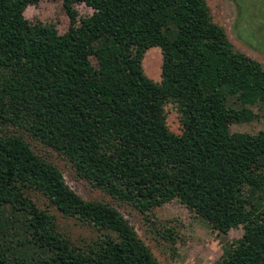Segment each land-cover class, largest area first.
Masks as SVG:
<instances>
[{
	"label": "trees",
	"instance_id": "16d2710c",
	"mask_svg": "<svg viewBox=\"0 0 264 264\" xmlns=\"http://www.w3.org/2000/svg\"><path fill=\"white\" fill-rule=\"evenodd\" d=\"M39 1L0 0V264H159L116 207L82 198L25 134L146 218L177 199L219 233L241 225L215 264H264V128L230 129L264 118V63L235 48L206 0H63V33L24 16ZM75 2L93 12L77 22ZM154 46L158 82L142 66ZM36 193L97 235L74 241Z\"/></svg>",
	"mask_w": 264,
	"mask_h": 264
},
{
	"label": "rangeland",
	"instance_id": "374dc122",
	"mask_svg": "<svg viewBox=\"0 0 264 264\" xmlns=\"http://www.w3.org/2000/svg\"><path fill=\"white\" fill-rule=\"evenodd\" d=\"M206 1L213 21L225 29L235 48L264 63V0ZM73 6L77 11V22L80 17L93 12V8L84 2H75ZM24 16L30 21L39 20L53 24L60 33L65 32L70 24L63 0H40L37 4H28ZM161 62L159 47H150L145 51L142 59L143 70L149 78L157 82L161 78ZM254 110L258 112V108L254 107ZM165 111L168 128L180 133L181 125L176 106L166 103ZM263 128L264 118L261 116L250 122L230 125L231 131L250 133H256ZM25 137L36 153L59 167L66 183L82 198L105 201L116 207L149 246L159 264H215L224 245L242 236L241 225L231 228L227 234L213 230L205 219L190 212L177 199L155 207L146 218L131 206L119 203L101 188L77 177L67 158L26 134ZM33 199L54 214L59 228L74 241L89 240L97 235L91 227L62 215L43 195L33 194ZM167 228L173 229L172 237L167 235Z\"/></svg>",
	"mask_w": 264,
	"mask_h": 264
}]
</instances>
